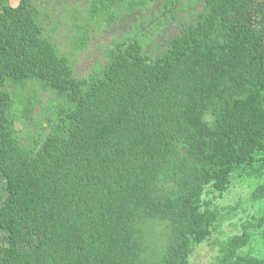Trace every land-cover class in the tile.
Segmentation results:
<instances>
[{
	"label": "trees",
	"instance_id": "16d2710c",
	"mask_svg": "<svg viewBox=\"0 0 264 264\" xmlns=\"http://www.w3.org/2000/svg\"><path fill=\"white\" fill-rule=\"evenodd\" d=\"M89 1L76 51L84 10L131 27L79 76L42 0H0V264H192L242 181L213 264H264V0Z\"/></svg>",
	"mask_w": 264,
	"mask_h": 264
},
{
	"label": "rangeland",
	"instance_id": "374dc122",
	"mask_svg": "<svg viewBox=\"0 0 264 264\" xmlns=\"http://www.w3.org/2000/svg\"><path fill=\"white\" fill-rule=\"evenodd\" d=\"M42 6H46V9L51 13L50 18L47 21V28H52L53 23L58 22L60 25L55 32H50L56 38L57 43L60 48L66 52L75 53V69L76 74L79 76L87 75L93 70L96 63L105 64L106 62V50L112 43L114 37H120L127 28L131 27V21L122 19L119 23L113 24V26H108L107 22L103 19L101 20L100 28H94L93 26L97 24L96 21L89 20L87 18L86 11H83L85 19L81 18V22H90L93 26H89L90 33L89 41L84 49L76 51L75 46L71 43L73 29L71 24L68 23V19L65 16L66 12L72 8L73 5L77 3L80 7H87L90 3L89 0H42ZM157 5V3H156ZM152 9H147L145 14L152 15ZM141 14V13H140ZM135 32V31H134ZM134 32H130L134 33ZM171 32V31H168ZM167 32V33H168ZM169 34V33H168ZM37 89L40 90L39 86ZM52 92L48 91L41 94V100L44 103H49ZM37 113L40 112V105H37ZM24 132V130H23ZM251 187L247 182H235L229 191L223 194V196H218L215 199V203L222 208L227 206H234L238 209H234L226 213L225 219H223L214 231L213 236L210 241L203 243L198 246L191 257L192 264H213L216 257L219 254L220 244L226 239L227 235L232 233H237L242 230V217L248 212H255L254 203L251 201Z\"/></svg>",
	"mask_w": 264,
	"mask_h": 264
}]
</instances>
